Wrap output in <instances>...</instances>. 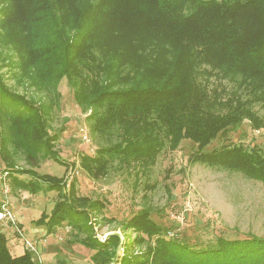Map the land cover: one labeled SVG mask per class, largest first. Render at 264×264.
I'll use <instances>...</instances> for the list:
<instances>
[{
    "label": "trees",
    "instance_id": "obj_1",
    "mask_svg": "<svg viewBox=\"0 0 264 264\" xmlns=\"http://www.w3.org/2000/svg\"><path fill=\"white\" fill-rule=\"evenodd\" d=\"M81 1L87 5L75 12L74 0H20L23 9L18 4L6 14H22L21 38L39 58L43 76L53 86L67 77L75 102L83 111L91 110L86 120L98 148L81 160L92 178L128 169L135 171L138 182V175L148 174L166 148L175 150L190 140L196 144L195 161L264 183L263 154L242 144L208 149L244 120L264 128V116L255 109L258 104L264 108V0ZM74 13L78 23L69 21ZM111 30L124 36L117 48L106 42ZM101 31L104 35L95 40ZM4 97L15 100L9 93ZM8 102L0 101V152L8 170L24 173L12 162L18 148L31 165H39L36 146L41 144L47 147L44 158L66 165L53 149L58 135L50 134L46 120L38 115L26 119L24 127L18 122L38 109L23 103L10 113L3 106ZM28 173L29 180L12 176L14 186L33 193L58 192L51 212L33 222L45 226L47 235L69 225L77 238L69 245L76 241L94 251L77 264H264V237L218 235L208 242L181 238L174 221L164 225L152 217L147 201L122 223L137 232L130 243L124 244L117 232L102 241L91 215L103 211L104 201L80 195L72 173L70 183L67 175ZM8 242L0 229V264H39L28 249L13 255ZM123 245L126 253L120 256ZM143 245L142 253L132 254Z\"/></svg>",
    "mask_w": 264,
    "mask_h": 264
},
{
    "label": "rangeland",
    "instance_id": "obj_2",
    "mask_svg": "<svg viewBox=\"0 0 264 264\" xmlns=\"http://www.w3.org/2000/svg\"><path fill=\"white\" fill-rule=\"evenodd\" d=\"M76 3L78 4L75 6V12H80L87 5L81 0H74L73 4ZM18 4L22 10L20 0H0V84L3 85H0V101H9L3 106L7 105L10 113L23 103L30 109L37 108L38 110L23 114L18 122L24 127L26 119L33 120L40 115L47 121L50 134L58 135L52 142L54 151L67 162L63 165L49 156L44 158L42 155L46 154L47 147L41 144L36 146L40 147L39 165L33 166L28 161L24 149L18 148L13 154L12 162L15 163V169L24 173L15 174L8 170V164L0 152V169L8 172L10 177L11 192L7 197L9 204L21 225L25 226L26 236L38 241L42 264L82 263L87 261L94 251L75 243L76 241L69 245L68 241L77 239L70 234L69 225L58 228L56 234L50 236L48 241L40 242L42 236L39 237V234L45 233L46 227L33 221L39 219L44 212H51L58 200V192L33 193L22 188L20 184L14 186L12 176L19 177L21 181L29 180L31 176L28 172L33 170L58 177L67 175L69 183L72 173L78 180L80 195L99 198L105 202L103 211L91 215L94 231L102 241L108 234L117 232L124 244L130 243L137 232L132 228L124 229L122 223L142 208L146 201L154 209L152 217L164 225L174 221V225L178 226L174 232L177 231L181 238H190L191 241L202 238L208 242L218 235L228 238L252 235L264 237L263 181L246 177L240 171L195 161L193 155L196 144L190 140H184L178 149L166 148L151 166L148 174L138 175V182L135 171L129 172L128 169H111L106 177L99 180L92 178L83 168L81 160L83 154H95L98 148L97 140L86 120L91 110L83 111L75 102L74 89L67 77H62L58 84L53 86L37 68L36 59L39 58L32 55L29 43L21 38L25 25L22 14L16 12L12 17L6 14L7 9H14ZM78 19L79 16L74 13L69 21L78 23ZM75 32L76 30L72 35ZM103 35L104 32L101 31L95 40ZM105 38L113 48H117L124 40V36L112 30ZM7 93L12 94L15 100L4 97ZM1 106L2 104L0 109ZM255 109L264 116V108L261 105L258 104ZM83 128L86 129L88 140L83 137ZM220 135L208 149L223 144H242L246 149L264 155V128L253 126L249 120H244L233 130H225L223 137ZM147 183L152 187L146 188ZM4 197L0 187V200ZM32 233L37 235L33 237ZM5 234L10 244L13 232L5 231ZM46 236L49 235H43ZM18 238L22 245L23 239ZM49 245L58 247L48 251L49 255L46 256ZM144 249V245L136 246L132 254L142 253ZM123 253H126L125 245L119 250L120 256Z\"/></svg>",
    "mask_w": 264,
    "mask_h": 264
},
{
    "label": "built area",
    "instance_id": "obj_3",
    "mask_svg": "<svg viewBox=\"0 0 264 264\" xmlns=\"http://www.w3.org/2000/svg\"><path fill=\"white\" fill-rule=\"evenodd\" d=\"M83 137L85 140H88V134L86 129L82 130ZM0 187L2 193L4 194V199L1 200L0 203V229L4 231H11L15 236H18L23 239V245L25 249L31 251L39 264H42V258L39 252L38 241H33L29 239L26 234L23 226L21 225V221L17 218L14 210L9 204L8 195L11 192L10 187V177H8V172H3L0 169ZM45 239H41L40 242H44Z\"/></svg>",
    "mask_w": 264,
    "mask_h": 264
},
{
    "label": "crops",
    "instance_id": "obj_4",
    "mask_svg": "<svg viewBox=\"0 0 264 264\" xmlns=\"http://www.w3.org/2000/svg\"><path fill=\"white\" fill-rule=\"evenodd\" d=\"M24 230H25L26 235H27V230L26 229H24ZM32 234H33V237L35 235H37V233H32ZM43 235H44V233H41V234H39V237H41V236L43 237ZM50 236H52V235L46 236V238H44V239H46L48 241ZM20 242L21 241L19 240L18 237L14 236V234L11 235L9 248H10V250H11V252H12L13 255H21V254H23V252H24L25 249L23 247L24 245L23 244L21 245L22 242L21 243ZM54 248H56V246L49 245L48 248H47V250H46V252H47L46 256L49 255V252L52 251ZM14 251H16V252H14ZM46 263L47 262H45V264Z\"/></svg>",
    "mask_w": 264,
    "mask_h": 264
}]
</instances>
